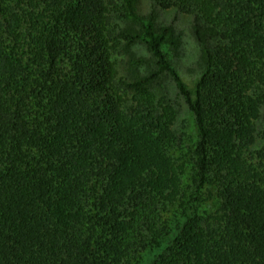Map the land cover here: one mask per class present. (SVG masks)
<instances>
[{
  "label": "trees",
  "instance_id": "1",
  "mask_svg": "<svg viewBox=\"0 0 264 264\" xmlns=\"http://www.w3.org/2000/svg\"><path fill=\"white\" fill-rule=\"evenodd\" d=\"M148 1L216 30L193 93L133 0H0V264H264V0ZM137 40L155 71L129 81Z\"/></svg>",
  "mask_w": 264,
  "mask_h": 264
},
{
  "label": "rangeland",
  "instance_id": "2",
  "mask_svg": "<svg viewBox=\"0 0 264 264\" xmlns=\"http://www.w3.org/2000/svg\"><path fill=\"white\" fill-rule=\"evenodd\" d=\"M133 4L142 19L152 18L156 32H166L163 50L187 89L193 93L206 67V50L217 41L216 30L204 23H199V29H197L199 34H197L191 15L177 13L174 9L163 10L153 7L148 0H133ZM116 22L132 35L141 34L140 24L132 18L117 19ZM114 59L120 76L129 81L142 78L155 71L154 61L141 40L132 43L123 41L121 52L114 55ZM154 89L157 92L160 90L167 93V98L176 112L174 133L177 138H182L183 146H188L187 138H196V126L192 113L166 77H160ZM213 205L212 201L207 202L202 208L211 210ZM171 220H169L171 221L170 226L174 227V218L172 217ZM159 251L154 250L144 254L140 264H150Z\"/></svg>",
  "mask_w": 264,
  "mask_h": 264
}]
</instances>
